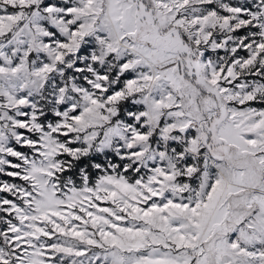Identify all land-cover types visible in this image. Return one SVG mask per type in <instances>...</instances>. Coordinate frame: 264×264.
Here are the masks:
<instances>
[{
    "label": "snow or ice",
    "instance_id": "6c2138e0",
    "mask_svg": "<svg viewBox=\"0 0 264 264\" xmlns=\"http://www.w3.org/2000/svg\"><path fill=\"white\" fill-rule=\"evenodd\" d=\"M0 264H264V0H0Z\"/></svg>",
    "mask_w": 264,
    "mask_h": 264
}]
</instances>
